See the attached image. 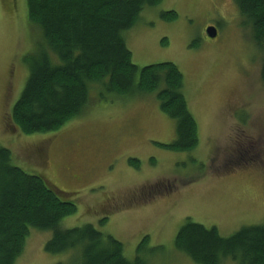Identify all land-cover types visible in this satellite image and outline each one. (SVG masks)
I'll list each match as a JSON object with an SVG mask.
<instances>
[{
	"label": "rangeland",
	"instance_id": "rangeland-1",
	"mask_svg": "<svg viewBox=\"0 0 264 264\" xmlns=\"http://www.w3.org/2000/svg\"><path fill=\"white\" fill-rule=\"evenodd\" d=\"M243 21L233 0H159L124 31L135 65L171 62L183 75L198 143L178 151L168 146L176 122L154 92L119 95L99 85L89 110L58 130L16 128L11 110L41 38L26 0H0V148L67 193L76 212L61 229L91 224L120 241L128 259L139 254L146 264H198L175 246L188 219L222 236L264 225V44ZM211 25L212 39L205 33ZM51 235L31 228L14 264L71 263L74 251H45Z\"/></svg>",
	"mask_w": 264,
	"mask_h": 264
},
{
	"label": "trees",
	"instance_id": "trees-1",
	"mask_svg": "<svg viewBox=\"0 0 264 264\" xmlns=\"http://www.w3.org/2000/svg\"><path fill=\"white\" fill-rule=\"evenodd\" d=\"M158 2L26 0L28 21L39 31L41 44L25 60L28 76L11 110L15 127L24 134L56 131L85 114L96 101L92 89L102 85L119 95L154 92L161 110L176 122L177 139L168 146L178 151L194 148L197 125L184 98L182 73L171 62L138 67L123 37L142 9ZM233 2L244 25L264 44V0ZM261 77L264 82V62ZM65 195L44 176L23 171L12 162L10 151L0 148V264H14L31 228L52 231L46 252L74 251L69 264H146L139 254L128 259L120 241L91 224L61 229L63 217L76 212ZM146 242L144 237L139 251ZM175 246L198 264L227 259L264 264V225H246L222 236L216 227L188 219L176 234Z\"/></svg>",
	"mask_w": 264,
	"mask_h": 264
},
{
	"label": "water",
	"instance_id": "water-1",
	"mask_svg": "<svg viewBox=\"0 0 264 264\" xmlns=\"http://www.w3.org/2000/svg\"><path fill=\"white\" fill-rule=\"evenodd\" d=\"M205 33H206V36L208 38H215L217 36V29L215 26L211 25V26H208L206 29H205Z\"/></svg>",
	"mask_w": 264,
	"mask_h": 264
},
{
	"label": "flooded vegetation",
	"instance_id": "flooded-vegetation-1",
	"mask_svg": "<svg viewBox=\"0 0 264 264\" xmlns=\"http://www.w3.org/2000/svg\"><path fill=\"white\" fill-rule=\"evenodd\" d=\"M208 27V26H207ZM216 27V26H215ZM217 29V28H216ZM102 206L104 205V204H101ZM111 205V204H110Z\"/></svg>",
	"mask_w": 264,
	"mask_h": 264
}]
</instances>
